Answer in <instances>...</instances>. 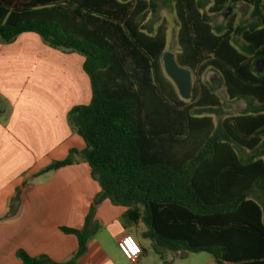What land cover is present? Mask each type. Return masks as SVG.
I'll return each mask as SVG.
<instances>
[{
  "label": "trees",
  "instance_id": "16d2710c",
  "mask_svg": "<svg viewBox=\"0 0 264 264\" xmlns=\"http://www.w3.org/2000/svg\"><path fill=\"white\" fill-rule=\"evenodd\" d=\"M264 0H163L178 20L177 63L194 76L189 100L164 71L167 28L150 20L157 0H0V41L25 32L83 58L91 100L70 109L71 129L85 142L81 155L100 185L71 257L58 262L19 249L22 264H77L99 231L97 205L140 206L142 237L159 248L208 252L216 264H264ZM247 5L252 20L234 14L212 24L207 14ZM215 71L242 114L224 116ZM41 172L74 162L73 154Z\"/></svg>",
  "mask_w": 264,
  "mask_h": 264
},
{
  "label": "crops",
  "instance_id": "0c3cea01",
  "mask_svg": "<svg viewBox=\"0 0 264 264\" xmlns=\"http://www.w3.org/2000/svg\"><path fill=\"white\" fill-rule=\"evenodd\" d=\"M83 61L78 53L46 45L33 32L22 33L11 43L0 41V217L18 192L16 212L0 220V264H22L16 256L19 249L58 262L68 260L77 249L76 236L60 227L81 228L101 190L81 155L86 144L67 119L72 107L91 100ZM73 150L80 160L41 172ZM141 215L140 206L100 202L96 208L100 229L77 264H216L204 251H156L153 242L142 237L146 228ZM125 234L134 236L142 248L135 262L118 248Z\"/></svg>",
  "mask_w": 264,
  "mask_h": 264
},
{
  "label": "rangeland",
  "instance_id": "374dc122",
  "mask_svg": "<svg viewBox=\"0 0 264 264\" xmlns=\"http://www.w3.org/2000/svg\"><path fill=\"white\" fill-rule=\"evenodd\" d=\"M157 1H158L157 11L153 16H150V20L155 22V26L158 23H160L162 20L164 21L167 28L166 50L171 51L175 55H177V53L180 51V47L177 41V33L179 28L178 20L170 4L164 3L163 0H157ZM251 12L252 9L247 5L238 4L237 6H235V8H232V11L228 16L234 14V16L236 17V25L240 26L252 20ZM207 15L209 17L210 22L214 25L223 23L225 19L228 17V16L224 17L223 14H207ZM195 79L196 76H194L193 74L192 75L193 82L195 81ZM201 80L214 87V92L223 105L224 116H235L238 114H242L248 108L247 100H243V99L236 101L229 100L225 92L223 83L220 79V76L215 71L210 69L205 70L201 76ZM73 158L76 159L74 155ZM17 194L18 192H15L10 202L11 207L6 209L2 217H0V220H3V218H7L8 216H12L14 215V212H16L17 208L14 207L13 204L16 201L15 199H17Z\"/></svg>",
  "mask_w": 264,
  "mask_h": 264
},
{
  "label": "water",
  "instance_id": "95a60500",
  "mask_svg": "<svg viewBox=\"0 0 264 264\" xmlns=\"http://www.w3.org/2000/svg\"><path fill=\"white\" fill-rule=\"evenodd\" d=\"M232 11V7H228L224 17H227ZM164 71L167 77L174 83L180 97L184 100H189L192 94V72L185 67L180 66L177 63L176 55L171 51H165L162 57ZM255 69L257 72L261 73L264 71V60L255 61ZM76 160H80V157H77L74 154Z\"/></svg>",
  "mask_w": 264,
  "mask_h": 264
},
{
  "label": "built area",
  "instance_id": "2783aa9c",
  "mask_svg": "<svg viewBox=\"0 0 264 264\" xmlns=\"http://www.w3.org/2000/svg\"><path fill=\"white\" fill-rule=\"evenodd\" d=\"M118 248L123 256L131 262H135L142 254L140 244L131 234H125L120 238L118 241Z\"/></svg>",
  "mask_w": 264,
  "mask_h": 264
},
{
  "label": "flooded vegetation",
  "instance_id": "af4514ba",
  "mask_svg": "<svg viewBox=\"0 0 264 264\" xmlns=\"http://www.w3.org/2000/svg\"><path fill=\"white\" fill-rule=\"evenodd\" d=\"M193 75V74H192ZM192 83H193V80H192Z\"/></svg>",
  "mask_w": 264,
  "mask_h": 264
}]
</instances>
